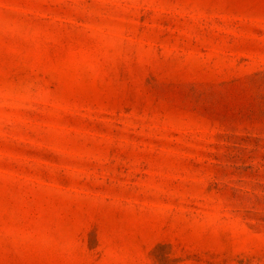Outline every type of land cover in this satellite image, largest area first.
Returning <instances> with one entry per match:
<instances>
[{
  "label": "rangeland",
  "instance_id": "374dc122",
  "mask_svg": "<svg viewBox=\"0 0 264 264\" xmlns=\"http://www.w3.org/2000/svg\"><path fill=\"white\" fill-rule=\"evenodd\" d=\"M0 264H264V0H0Z\"/></svg>",
  "mask_w": 264,
  "mask_h": 264
}]
</instances>
